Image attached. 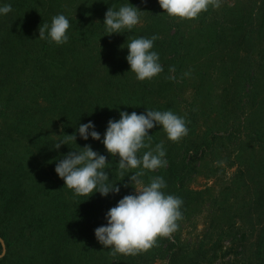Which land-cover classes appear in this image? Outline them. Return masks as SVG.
<instances>
[{
    "label": "trees",
    "instance_id": "trees-1",
    "mask_svg": "<svg viewBox=\"0 0 264 264\" xmlns=\"http://www.w3.org/2000/svg\"><path fill=\"white\" fill-rule=\"evenodd\" d=\"M252 2V10L242 7L236 13L233 8L222 7L202 12L196 21L183 24L163 12L158 0L155 7L148 4L149 0L143 3L141 0H0V7L8 4L12 7L11 12L0 14V206L9 216L31 214L27 219L37 220L32 227L38 228L43 226V220L36 206L49 195L48 213L53 219L50 230L53 233L46 241L38 240L36 246L40 252L36 257L31 254L26 260L13 264H142L144 258L155 259L161 253L166 264H197L195 256L199 250L194 255L178 258V240L172 235L159 238V247L135 256H111L112 249L97 241L94 229L107 222L91 221L88 224L91 234L86 237L84 224H80L79 219L105 216L119 199L132 194L129 183L132 173L121 179L119 158L107 153L101 141L90 136L87 140L80 138L77 129L79 124L92 121L102 140L109 119L118 120L121 111L141 114L145 109L170 110L184 117L187 123L190 120L188 106L180 107L179 87L166 77L175 75L177 78L181 70L187 71L185 60L192 51L207 47L211 25H215V33L220 34L219 40L228 30L238 43L249 38L248 34L253 41L264 36V0ZM127 3L145 13L144 22L131 30L108 35L103 24L105 12L109 7L118 10ZM56 14H64L69 20L66 44L57 45L38 38L39 25L50 24ZM153 35L159 38L154 41L152 50L159 54L164 70L152 80L139 81L127 63L126 46L131 39ZM196 39L198 42L194 47ZM97 41L98 50L96 47L94 50L92 44ZM170 66H175V73L169 72ZM47 110H52L53 116L47 114ZM53 118L60 122L58 136L49 128ZM160 130H163L162 126L157 125L149 130V135L153 148L163 141L167 166L146 171L141 179L147 184L150 177L162 176L167 194L188 195L190 191L183 189V179L189 161L181 155L189 151L195 155L199 153L196 149H184L186 137L172 142ZM3 132L6 133L3 135ZM71 134L76 135L75 143L69 140L58 150L54 148L58 140ZM256 143L264 145L260 138ZM85 144L107 157V183H116L120 187L119 193L101 196L97 191L89 197L75 195L64 186L63 179L53 178L57 175V161L72 149L79 151ZM179 144L181 148L177 147ZM18 147L21 151H17ZM198 147L202 154L206 153L209 147L206 137ZM189 159L193 161V158ZM45 176L48 181L54 179V185H49L46 190L38 188L34 196L27 197L28 188L41 183ZM0 235L8 247L0 264H7L9 254L16 248L5 238V233ZM245 235L244 242L240 239L238 243L243 247L245 264H264V225L256 232H245ZM247 237L253 238L252 242ZM99 248L102 249L100 253ZM74 258L77 260L73 261Z\"/></svg>",
    "mask_w": 264,
    "mask_h": 264
},
{
    "label": "rangeland",
    "instance_id": "rangeland-1",
    "mask_svg": "<svg viewBox=\"0 0 264 264\" xmlns=\"http://www.w3.org/2000/svg\"><path fill=\"white\" fill-rule=\"evenodd\" d=\"M148 4L157 6L156 0H149ZM253 6L252 0H222L219 8H233L237 13L242 7L252 10ZM215 9L209 7L208 10ZM145 16L141 12L139 24L144 22ZM176 19L189 24L198 18ZM215 29V25L210 26L207 47L192 51L190 57L183 60L189 75H183L186 72L181 70L175 79L180 107L186 104L189 109L184 149H196L199 155L192 151L181 155L189 161L183 189L190 192L178 196L183 200V219L172 236L178 240V258L194 255L199 250L195 256L197 264H245L244 250L238 243L246 239L245 232H256L264 225V145L256 143L258 138L264 141V36L253 41L248 34L249 38L238 43L231 30L221 34L219 40L220 34L215 33ZM98 42L92 44L94 50L95 47L98 50ZM197 42L194 40V47ZM47 114L53 116L52 110H47ZM59 126V119L53 118L49 128L55 136L61 132ZM159 132L166 134L164 130ZM204 137L209 147L202 154L198 143ZM177 147L181 148V144ZM44 178L28 188L27 197L34 196L38 188L46 190L54 185V179ZM50 200L51 197L45 195L36 206L43 220V226L38 228L32 227L37 220L27 219L31 214L9 216L0 206V233H5V238L16 248L8 256L11 264L26 260L31 254L36 257L40 252L36 246L38 240L46 241L53 233L50 232L53 219L48 213ZM91 221L107 222L102 215L79 219L87 238L92 230L88 229ZM247 238L252 242L253 238ZM158 240L156 248L161 244ZM218 240L220 242L215 243ZM0 245L1 259L8 251L1 235ZM248 257L251 259L249 254ZM166 262L161 253L155 259L144 258L142 264Z\"/></svg>",
    "mask_w": 264,
    "mask_h": 264
},
{
    "label": "clouds",
    "instance_id": "clouds-1",
    "mask_svg": "<svg viewBox=\"0 0 264 264\" xmlns=\"http://www.w3.org/2000/svg\"><path fill=\"white\" fill-rule=\"evenodd\" d=\"M158 3L169 16L193 20L202 12L208 11L209 7L219 8L222 0H158ZM11 11L10 4L0 7V14ZM141 11L130 3L120 6L118 10L109 7L103 20L106 33L110 35L133 29L140 23ZM69 28L68 18L64 14H56L50 24L39 25L38 38L57 45L66 44ZM158 38L156 35L151 38H134L126 46L127 63L139 81L152 80L164 70L159 54L152 50L154 41ZM169 72L175 73V66H170ZM166 79L175 81L176 77L170 75ZM157 125L162 126L167 138L172 142H179L189 131L184 117L170 110L153 109H145L141 114L135 111H121L118 120L107 121L102 140L92 121L78 126L80 138L87 140L90 136L93 140L101 141L107 153L119 158L121 179L132 173L129 183L134 188V193L123 196L115 206L110 207L105 213L107 223L94 229L97 241L105 248L112 249L109 253L111 256H135L147 252L156 246L158 238H167L175 233L179 228L178 222L183 219V200L164 191L167 185L162 176L150 177L147 184L141 179L146 175V171H156L167 166L163 141L154 148L151 145L149 130ZM69 140L75 143L76 135H66V139L58 140L54 148L58 150ZM79 149L68 151L55 165V172L63 179L64 186L71 189L75 195L87 197L97 191L101 196H107L110 192L119 193L120 187L116 183H107V157L93 150L88 144Z\"/></svg>",
    "mask_w": 264,
    "mask_h": 264
}]
</instances>
